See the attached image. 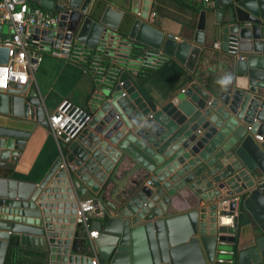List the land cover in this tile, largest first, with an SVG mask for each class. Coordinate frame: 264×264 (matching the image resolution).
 <instances>
[{
    "label": "water",
    "instance_id": "95a60500",
    "mask_svg": "<svg viewBox=\"0 0 264 264\" xmlns=\"http://www.w3.org/2000/svg\"><path fill=\"white\" fill-rule=\"evenodd\" d=\"M27 1L58 14L55 33L28 27L34 37L54 36L55 45L73 36L94 48L120 23L127 30L120 38L160 49L193 73L201 51L196 43L207 28L224 56L212 88L192 78L161 102L122 70V85L73 139H58L59 157L36 181L20 180L13 170L26 133L0 125V264L9 246L42 253L44 264H91L88 252L97 264H209L220 241L235 245L234 264H264V190L257 184L264 174V0H214L215 19L206 27L200 10L191 41L147 22L152 0H129L126 11L96 0ZM6 33L0 25V36ZM6 60L0 46V63ZM228 76L226 85L218 83ZM0 114L47 127L43 101L29 81L0 92ZM118 161L136 168L135 179L112 202L99 203L81 234L77 202L86 188L98 195ZM180 197L189 199L183 211L176 208ZM230 215L232 224L220 225ZM88 231L96 236L88 238Z\"/></svg>",
    "mask_w": 264,
    "mask_h": 264
},
{
    "label": "crops",
    "instance_id": "0c3cea01",
    "mask_svg": "<svg viewBox=\"0 0 264 264\" xmlns=\"http://www.w3.org/2000/svg\"><path fill=\"white\" fill-rule=\"evenodd\" d=\"M96 1L100 6L105 4L110 5V8L114 11H126L129 7V0ZM28 4L31 7H35L33 3ZM137 9H139V5ZM200 10H205L206 12L205 24L207 27L215 19V9L206 8L203 0H152L148 12L154 11L155 16L148 18L147 22L155 28L162 30L165 34L176 37L179 41H191L190 38ZM113 31L115 32L114 34H107L117 38L118 35L122 37L127 33L126 28L121 27L120 23ZM214 42L219 44L218 38L205 28L202 35V43H196L201 51L198 55L193 73H189L173 57L160 68L149 71L148 74H145L147 73L146 71H144L145 73L136 71V66L129 61L124 62L121 67L122 70L128 72L145 89L148 95L161 102L177 92L182 91L192 78L202 84L206 89L214 86V81L221 76L220 63L224 56L220 49V44L218 49L212 47ZM137 53L138 51H135L134 55ZM28 81L29 88L36 90L40 95L43 101L45 115L52 112L56 105L63 99L69 100L77 105H83L85 98L92 90L91 80L82 66L67 61L52 59L48 56L43 57ZM0 125L18 129L26 133L23 145L13 163L16 178L23 181H36L47 171L52 162L59 157L58 139L47 127L33 119L29 117L15 118L0 114ZM123 165L119 161L114 164L112 172L107 176L103 186L99 189L98 195H94L86 188L83 198H93L95 201V209L86 215L89 221L96 219L98 216L100 202H112L113 197L121 189V186L135 179L136 168L133 167L128 170L127 164H125L126 166ZM192 198L194 199V197ZM186 202H189L187 197H180V200L178 199L176 201V208L181 209L180 211L185 210L183 208L188 206ZM220 225L223 224L220 223ZM81 227V234H84L86 228ZM244 241L245 235L243 236L242 234L240 242ZM219 248L232 250L233 245L231 242H225L224 245L217 243L212 262L217 256L216 250ZM17 249L33 251L21 247ZM39 254L43 256L42 253ZM88 254L91 258L96 259L94 254L90 252ZM229 256L228 254L223 255V257Z\"/></svg>",
    "mask_w": 264,
    "mask_h": 264
},
{
    "label": "built area",
    "instance_id": "2783aa9c",
    "mask_svg": "<svg viewBox=\"0 0 264 264\" xmlns=\"http://www.w3.org/2000/svg\"><path fill=\"white\" fill-rule=\"evenodd\" d=\"M28 3L27 0H0V25L4 24L7 28V33L0 36V46L7 48V60L5 63H0V92L14 83L25 84L44 56L82 66L92 83V90L83 105L63 99L52 112L45 115L47 128L62 141L73 139L85 126L93 111L113 91L114 86L122 85L119 75L124 62H132L137 68L136 71H154L171 60V56L160 49L149 47H142L135 57H131L132 42L108 34H102L94 48L75 40L73 36L68 40L61 37L56 45L54 36L47 37L37 33L34 37L28 27L55 33L58 14L36 6L31 7ZM203 4L206 8H214V0H203ZM154 16L155 12L149 11L147 19ZM63 33L70 31L64 27ZM212 47L218 49L219 44L214 42ZM229 49V53L240 58L233 46H229ZM255 139L260 141L261 136H255ZM257 184L264 190V174L257 177ZM231 200L237 201L238 196H233ZM94 209L93 198L80 199L75 207L76 221L87 229L89 220L86 215ZM224 217H227L229 222L223 224L220 220L219 223L231 225L232 216ZM87 236L95 237L96 232H87ZM225 242L218 243L224 245ZM216 252L217 256L212 264H234L233 249L219 248ZM226 254L230 256L223 257ZM96 263L97 260L91 258V264Z\"/></svg>",
    "mask_w": 264,
    "mask_h": 264
},
{
    "label": "trees",
    "instance_id": "16d2710c",
    "mask_svg": "<svg viewBox=\"0 0 264 264\" xmlns=\"http://www.w3.org/2000/svg\"><path fill=\"white\" fill-rule=\"evenodd\" d=\"M141 46L135 43H132V56L135 57V51H140ZM140 73H145L144 70H140ZM148 74L149 71H146ZM233 245V250H235V245ZM3 264H43L42 255L36 251H22L9 246L6 249Z\"/></svg>",
    "mask_w": 264,
    "mask_h": 264
},
{
    "label": "clouds",
    "instance_id": "9594fccd",
    "mask_svg": "<svg viewBox=\"0 0 264 264\" xmlns=\"http://www.w3.org/2000/svg\"><path fill=\"white\" fill-rule=\"evenodd\" d=\"M231 80V76H228L226 78H222L221 80L218 81L221 85H226L229 81Z\"/></svg>",
    "mask_w": 264,
    "mask_h": 264
},
{
    "label": "bare ground",
    "instance_id": "6f19581e",
    "mask_svg": "<svg viewBox=\"0 0 264 264\" xmlns=\"http://www.w3.org/2000/svg\"><path fill=\"white\" fill-rule=\"evenodd\" d=\"M221 221L224 224V223H228L229 222V219L227 217H222L221 218Z\"/></svg>",
    "mask_w": 264,
    "mask_h": 264
}]
</instances>
